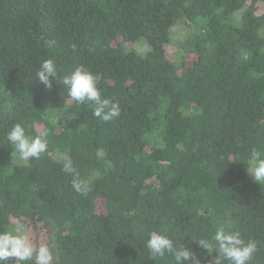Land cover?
<instances>
[{
	"label": "trees",
	"instance_id": "obj_1",
	"mask_svg": "<svg viewBox=\"0 0 264 264\" xmlns=\"http://www.w3.org/2000/svg\"><path fill=\"white\" fill-rule=\"evenodd\" d=\"M177 26L189 32L175 60ZM48 58L61 76L99 73L120 116L104 122L62 84L36 81ZM16 123L46 133L39 159L18 160L6 140ZM252 148L264 152V0H0V231L40 222L55 264H174L149 255L151 231L215 264L190 237L220 225L256 240L249 264H264ZM65 157L87 196L71 187Z\"/></svg>",
	"mask_w": 264,
	"mask_h": 264
},
{
	"label": "clouds",
	"instance_id": "obj_2",
	"mask_svg": "<svg viewBox=\"0 0 264 264\" xmlns=\"http://www.w3.org/2000/svg\"><path fill=\"white\" fill-rule=\"evenodd\" d=\"M36 81L51 88L53 82L62 84L67 89L68 96L78 104H87L92 108L93 116L104 122H109L120 116L119 102H113L102 95L98 84L101 80L99 73H92L84 66H78L67 74L60 75V70L54 58L40 62L36 72ZM4 111H10L11 105L3 106ZM8 144L18 154V160L27 163L29 159H39L48 149L46 133L29 136L21 123L14 124L6 133ZM244 161V160H243ZM247 173L252 180L264 186V152L252 148L244 161ZM62 171L71 178L73 190L87 196L90 185L80 177L77 167L71 158L65 157ZM206 253H217L215 264H249L258 251V242L254 239H245L240 232L224 225L217 226L210 236L201 235L199 238L190 237ZM149 255L156 259L170 255L174 264H202L197 253L189 246L177 244L169 235L161 231H151L145 241ZM14 264H55V255L51 241L40 243L38 246L26 235L25 226L17 223L14 229L0 231V264H6L9 259Z\"/></svg>",
	"mask_w": 264,
	"mask_h": 264
},
{
	"label": "rangeland",
	"instance_id": "obj_3",
	"mask_svg": "<svg viewBox=\"0 0 264 264\" xmlns=\"http://www.w3.org/2000/svg\"><path fill=\"white\" fill-rule=\"evenodd\" d=\"M189 29L184 27H175L172 33L173 42L168 46V53L172 59L179 58L180 54L177 52L175 41L181 39L183 35H186ZM26 235L33 242L34 245L38 246L40 243H46V238L44 235V229L40 222L36 224L29 221L26 229Z\"/></svg>",
	"mask_w": 264,
	"mask_h": 264
}]
</instances>
